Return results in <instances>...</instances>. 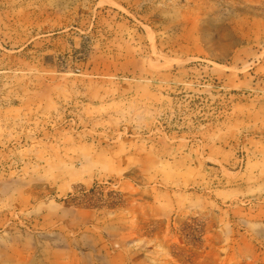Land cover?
I'll return each mask as SVG.
<instances>
[{
	"label": "rangeland",
	"instance_id": "374dc122",
	"mask_svg": "<svg viewBox=\"0 0 264 264\" xmlns=\"http://www.w3.org/2000/svg\"><path fill=\"white\" fill-rule=\"evenodd\" d=\"M0 264H264V0H0Z\"/></svg>",
	"mask_w": 264,
	"mask_h": 264
}]
</instances>
